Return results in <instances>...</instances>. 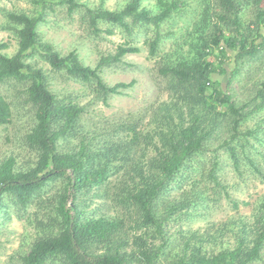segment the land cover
<instances>
[{
	"label": "trees",
	"instance_id": "obj_1",
	"mask_svg": "<svg viewBox=\"0 0 264 264\" xmlns=\"http://www.w3.org/2000/svg\"><path fill=\"white\" fill-rule=\"evenodd\" d=\"M155 1V13L142 6V0H128L116 11L90 8L78 0H30V12L5 13L6 21L0 29L14 36L17 50L8 56L3 53L7 44L0 43V86L9 81L20 84L23 102L31 107L34 117L24 137L26 147L35 155L33 165L18 169L12 157L0 164V218L4 197L10 199L19 217L31 206L36 208L30 222L36 224V236L28 252L20 257L21 264L264 261V195L252 206L250 223L238 218L218 227L209 226L203 234L183 238L178 246L171 245L165 224L176 211L196 206L204 192L193 190L190 200L169 205L164 216L158 206L176 177L193 165L202 178L224 189L217 177L221 154L227 156L238 176L242 175V165H247L264 181L263 173L246 152L252 131L241 130L264 108V82L248 103L240 105L212 81V75L226 74L223 64L228 53L235 54V72L229 78L232 81L240 66L264 52V0H214L211 7L206 5L195 24L188 52L177 58L164 54L155 62L166 100L104 131L108 139L102 144L94 143L99 135L90 137L83 132L81 117L87 106L58 99L44 71L30 64L34 58L42 60L53 72L89 86L92 103L106 106L110 97L123 95L135 82L109 86L102 78L103 70L119 65L127 55L138 54L139 48L125 41L91 68L83 65L74 51L62 56L42 42L38 27L55 6H66L68 14L84 10L89 31L95 37L103 31L102 25L118 27L128 36L138 26H152L155 35L144 43L148 58L153 60L163 39L158 32L161 25L174 14H182L187 5L186 0ZM104 32L113 34L110 29ZM10 116V105L0 95V127L9 124ZM74 137L78 148L63 150L62 143ZM56 180H62L63 185L53 198L43 202V189ZM198 183L194 181L192 186L197 188ZM107 184L114 188L111 196L122 209L121 217H86L81 198L91 191L94 197L105 196L102 188ZM231 203L237 209V204ZM131 221L132 228L128 226ZM225 235L228 237L223 242Z\"/></svg>",
	"mask_w": 264,
	"mask_h": 264
},
{
	"label": "rangeland",
	"instance_id": "obj_2",
	"mask_svg": "<svg viewBox=\"0 0 264 264\" xmlns=\"http://www.w3.org/2000/svg\"><path fill=\"white\" fill-rule=\"evenodd\" d=\"M127 1L78 0L80 4H86L90 8L102 7L109 11L121 9ZM186 4L182 14H174L158 30L163 39L159 55L153 60L148 58V48L144 43L155 35L152 26H138L128 36L118 27L102 25L100 28L103 31L95 37L89 31L84 10L80 9L68 14L66 6H55L52 11L47 12L45 23L38 27L41 41L50 44L62 56L74 51L85 66L94 68L101 57L113 54L116 47L125 41L139 48L138 54L127 55L119 65L103 70L102 78L109 86L135 82L134 87L125 91L123 95L110 97L106 106L102 103H92L93 94L89 86L67 79L61 73L53 72L42 60L34 58L30 64L44 71L49 79V88L58 99L87 106V111L81 117L83 132L90 137L99 135L94 143L102 144L108 139L103 134L104 131L125 124L129 119L133 120L134 117L142 114L151 104L166 100L162 78L157 72L155 62L160 61L164 54L177 58L180 54L188 52L199 15L206 5L211 7L214 0H186ZM141 5L151 12H156L155 0H142ZM31 9L30 0H0V27L5 24L6 12H30ZM105 29L112 30L113 34L107 35ZM0 43L7 44L8 47L3 53L8 56H12L17 50V42L9 31L0 29ZM228 54L227 61L223 64L226 74H214L212 81L230 94L233 101L240 105L248 103L260 83L264 82V52L240 66L232 81H229V78L230 73L235 72V54ZM21 90V85L14 81L0 86V95L9 103L11 114L9 124L0 127V164L12 157L16 161V168L25 170L35 162L34 153L24 143L25 135L34 124V117L31 107L23 102ZM241 130L252 131V136L247 138L246 152L264 175V108L248 119ZM68 140L62 143L63 150L71 151L78 148V140L75 137ZM209 158L210 155H207L204 160V164L207 163L206 168L209 167ZM220 158L222 165L217 177L224 189L215 187L202 178L195 168L196 165H193L176 177L160 199L159 213L164 216L169 205H180L185 202L184 200H190L193 190L201 189L204 192L203 200L196 206L176 211L166 222L164 232L172 246L181 245L183 238L193 233L197 235L205 233L209 226L218 227L238 218H242L246 223L251 222V208L264 195V181L254 175L247 165H242V175L238 176L233 171L227 156L221 154ZM194 181L199 182L197 188L192 186ZM62 185V180H56L45 187L41 195L43 202L53 198ZM102 189L106 193L104 196L100 191L101 198L94 197L93 191L81 198L82 206L85 207V216L121 217L122 209L114 204L111 196L114 191L112 184H107ZM232 201L237 204V209L233 208ZM3 204V215L0 218V264H21L20 257L28 252L36 236V224L34 222L30 224L36 208L34 205L31 206L23 217H19L9 198L4 197ZM129 225L131 228L134 226L132 221L128 223ZM133 233L138 232L133 231ZM226 235L223 242L227 240ZM231 241L229 239V242ZM216 246L219 247L218 244ZM53 264L59 263L56 261ZM256 264H264V261Z\"/></svg>",
	"mask_w": 264,
	"mask_h": 264
}]
</instances>
